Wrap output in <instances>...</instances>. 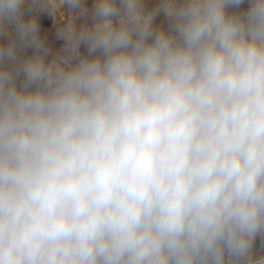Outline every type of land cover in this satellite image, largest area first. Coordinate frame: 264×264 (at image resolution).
Masks as SVG:
<instances>
[{
    "label": "clouds",
    "instance_id": "obj_1",
    "mask_svg": "<svg viewBox=\"0 0 264 264\" xmlns=\"http://www.w3.org/2000/svg\"><path fill=\"white\" fill-rule=\"evenodd\" d=\"M0 264H264V0H0Z\"/></svg>",
    "mask_w": 264,
    "mask_h": 264
}]
</instances>
